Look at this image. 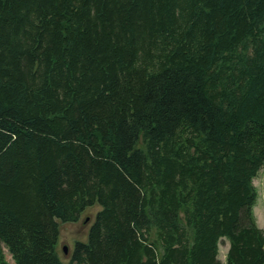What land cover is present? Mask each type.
I'll return each instance as SVG.
<instances>
[{
  "label": "trees",
  "instance_id": "trees-1",
  "mask_svg": "<svg viewBox=\"0 0 264 264\" xmlns=\"http://www.w3.org/2000/svg\"><path fill=\"white\" fill-rule=\"evenodd\" d=\"M263 166L264 0H0V264H264Z\"/></svg>",
  "mask_w": 264,
  "mask_h": 264
},
{
  "label": "rangeland",
  "instance_id": "rangeland-1",
  "mask_svg": "<svg viewBox=\"0 0 264 264\" xmlns=\"http://www.w3.org/2000/svg\"><path fill=\"white\" fill-rule=\"evenodd\" d=\"M254 184L256 185L258 192L257 202L254 206V213L258 225L264 228V166L254 179ZM101 208L102 206L97 203L94 206L87 207L82 213L79 221L62 223L57 249L63 262L68 263L70 261L71 253L74 250L76 241H87L90 227L95 221L97 212ZM64 246L68 247V253L64 252ZM228 247V240H223V242L220 243L219 258L222 264H227L226 256ZM5 253L9 263L15 264L7 248H5Z\"/></svg>",
  "mask_w": 264,
  "mask_h": 264
},
{
  "label": "water",
  "instance_id": "water-1",
  "mask_svg": "<svg viewBox=\"0 0 264 264\" xmlns=\"http://www.w3.org/2000/svg\"><path fill=\"white\" fill-rule=\"evenodd\" d=\"M63 249H64V252H65V253H68L69 249H68V247H67V246H64V248H63Z\"/></svg>",
  "mask_w": 264,
  "mask_h": 264
}]
</instances>
